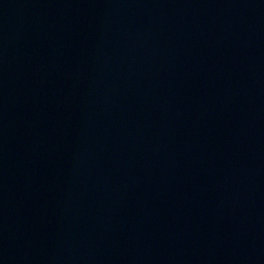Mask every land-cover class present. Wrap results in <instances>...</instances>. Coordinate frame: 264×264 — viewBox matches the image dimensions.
I'll list each match as a JSON object with an SVG mask.
<instances>
[{
  "label": "water",
  "instance_id": "1",
  "mask_svg": "<svg viewBox=\"0 0 264 264\" xmlns=\"http://www.w3.org/2000/svg\"><path fill=\"white\" fill-rule=\"evenodd\" d=\"M0 264H264V0H0Z\"/></svg>",
  "mask_w": 264,
  "mask_h": 264
}]
</instances>
